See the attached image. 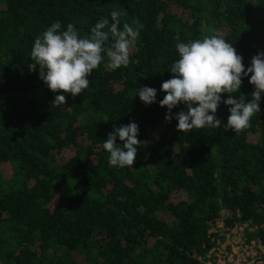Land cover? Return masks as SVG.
I'll return each mask as SVG.
<instances>
[{
    "label": "trees",
    "instance_id": "obj_1",
    "mask_svg": "<svg viewBox=\"0 0 264 264\" xmlns=\"http://www.w3.org/2000/svg\"><path fill=\"white\" fill-rule=\"evenodd\" d=\"M113 9L121 29L142 26L130 63L112 69L102 54L81 94L52 103L58 93L28 67L35 38L57 20L87 36ZM213 34L247 68L264 51V0H0V264H204L222 214L264 240V94L240 133L180 132L159 104L175 45ZM249 77L235 97L250 98ZM145 85L157 89L150 105L137 94ZM229 107L217 109L223 123ZM129 122L134 164L110 166L104 140Z\"/></svg>",
    "mask_w": 264,
    "mask_h": 264
},
{
    "label": "clouds",
    "instance_id": "obj_2",
    "mask_svg": "<svg viewBox=\"0 0 264 264\" xmlns=\"http://www.w3.org/2000/svg\"><path fill=\"white\" fill-rule=\"evenodd\" d=\"M123 13L113 9L108 18H100L90 29V34L80 36L73 24L61 30V22L57 20L34 40L28 65L30 71L39 66V78L55 95L52 103L57 106L65 104L66 94L75 97L89 86L91 72L98 68L106 54L112 69L128 66L130 49L140 36V27H133L125 22L120 28V17ZM138 25L139 21H134ZM179 41V35L176 36ZM179 58L170 67L173 74L161 84L165 92L159 101L161 107L167 106L166 121L173 115L178 121L176 128L180 132L192 129L220 128L240 133L250 126V119L260 112V101L264 94V51L251 58V65L245 68L243 57L237 53L232 44L219 34L179 42L175 45ZM249 74L250 77H249ZM242 77H249L254 91L249 99L244 94L237 98L233 94L239 92ZM228 93L223 99L222 94ZM137 94L140 100L150 105L156 101L157 89L140 87ZM230 106V115L223 123L217 118L219 105ZM183 103L186 110L181 109L173 114L172 109ZM139 127L136 122H129L107 134L103 148L110 154V166L123 168L133 166L137 155ZM117 137L121 143H117Z\"/></svg>",
    "mask_w": 264,
    "mask_h": 264
},
{
    "label": "built area",
    "instance_id": "obj_3",
    "mask_svg": "<svg viewBox=\"0 0 264 264\" xmlns=\"http://www.w3.org/2000/svg\"><path fill=\"white\" fill-rule=\"evenodd\" d=\"M257 228L251 221L228 226L222 214L209 231L212 245L200 258L204 264H264V240L250 237Z\"/></svg>",
    "mask_w": 264,
    "mask_h": 264
}]
</instances>
